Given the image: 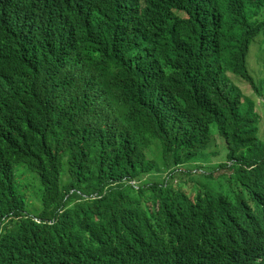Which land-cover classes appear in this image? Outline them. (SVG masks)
I'll return each mask as SVG.
<instances>
[{
	"label": "clouds",
	"instance_id": "clouds-1",
	"mask_svg": "<svg viewBox=\"0 0 264 264\" xmlns=\"http://www.w3.org/2000/svg\"><path fill=\"white\" fill-rule=\"evenodd\" d=\"M107 5L105 14L102 4L71 23L20 8L0 16V191L5 187L14 199L23 194L9 208L8 217L19 221L16 231L30 225L50 233L46 244L32 240L17 257L29 264H264V180L246 192L241 186L237 195L247 200L239 204L228 197L218 180L232 176V163L219 134L208 164L195 154L175 158L167 150L184 132L182 98L200 102L209 80L219 90L228 52L248 67L249 83L237 82L243 94L264 83V8L236 14L232 23L214 22L202 35L190 32L196 43L187 46L165 23L168 5L162 1ZM205 16L201 9L193 18L203 22ZM133 96L144 103L124 102ZM145 110L137 142L146 168L112 183L132 185L136 192L107 200L92 191L95 173L73 178L71 167L101 150L119 117ZM12 168L15 185L5 178ZM186 174L192 181L182 178ZM160 190L171 202L153 198ZM82 198L96 201L92 212ZM75 204L80 212L66 219ZM134 216L144 219L141 227ZM3 220L0 229L9 221Z\"/></svg>",
	"mask_w": 264,
	"mask_h": 264
},
{
	"label": "trees",
	"instance_id": "trees-1",
	"mask_svg": "<svg viewBox=\"0 0 264 264\" xmlns=\"http://www.w3.org/2000/svg\"><path fill=\"white\" fill-rule=\"evenodd\" d=\"M132 1L138 3L141 0ZM159 1L168 5V9L162 11L165 23L168 27H175L178 30L187 46L196 43V40L188 36L190 32L202 35L214 22L232 23L236 20V14L246 15L247 9L264 8V0ZM109 2L110 0H0V16L4 11L20 8L34 16L47 13L50 17L71 23L92 9L101 7L102 4L106 5L102 9V14H105ZM173 9L176 12H173ZM201 9L206 11L203 22L193 18L194 14ZM179 12H185L192 18H184ZM174 19L177 23H174ZM224 46L226 49L230 47V42L226 39H224ZM260 68L264 74V62ZM227 72L237 77L231 79ZM250 79L245 63H242L235 51L228 52L219 90L213 88L209 80L208 88L200 102L195 96L182 98L184 104H179V108L184 119V132L173 137L171 145L167 148L169 154L175 158L195 154L198 162L208 164L215 158V153L209 150L213 147L211 142L213 137L219 134L225 141L226 158L232 163L230 170L233 174L229 179L223 177L218 180V185L227 190L228 197L238 198V204L247 200L237 195L241 186L246 192L250 190V186L259 185L264 180V116L261 109V107L264 108V83L254 87L252 95L247 92L243 94L237 86V82L246 84ZM151 99L153 98L149 100ZM144 101L145 98L141 96H133L126 98L124 102L139 105ZM146 115L145 110L133 118L119 117V123L114 124V128L108 132L101 150L95 149L79 166L71 167L73 178L78 181L88 174L95 173L97 183L92 191H99L107 200H114L116 195L123 191L136 192L132 185L122 183L112 185V183L122 180L125 176L133 178L146 168V156L137 142L140 124ZM27 156L35 160L32 155L27 154ZM15 165L16 162L13 167ZM214 166L227 168L229 165ZM246 166L251 168V174L244 173ZM185 176L192 181V176L186 174L182 178ZM5 178L8 183L15 185L13 168ZM56 187L57 185H54L52 188ZM66 187L67 183H64L61 187L62 191ZM170 188L174 189L173 184H170ZM20 196L14 199V194L7 192L5 187L0 191V223L4 221L5 216L9 219L0 229V264H29L28 261L20 260L17 254L32 243V240L37 246H42L50 238L49 231L38 230L30 225H24L16 231L14 226L19 221L8 216H10V205L20 201ZM62 196L63 192L60 198ZM158 196L166 201L172 200L169 193L164 190H160L153 198ZM82 199V204L86 206L87 211L92 212L96 207V201ZM211 199L214 200V197L211 196ZM80 210L81 205L75 204V207L67 209L64 217L70 219ZM13 214L17 216L20 211L15 210ZM134 221L139 227L144 224L143 218L134 216ZM119 242L126 243V240L122 238Z\"/></svg>",
	"mask_w": 264,
	"mask_h": 264
},
{
	"label": "rangeland",
	"instance_id": "rangeland-1",
	"mask_svg": "<svg viewBox=\"0 0 264 264\" xmlns=\"http://www.w3.org/2000/svg\"><path fill=\"white\" fill-rule=\"evenodd\" d=\"M261 109H262V111H264V108L263 107H261Z\"/></svg>",
	"mask_w": 264,
	"mask_h": 264
}]
</instances>
